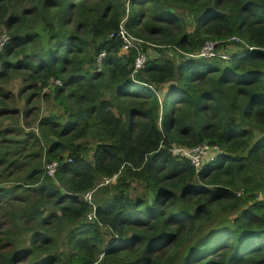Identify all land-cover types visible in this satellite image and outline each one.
I'll list each match as a JSON object with an SVG mask.
<instances>
[{
  "label": "trees",
  "instance_id": "obj_1",
  "mask_svg": "<svg viewBox=\"0 0 264 264\" xmlns=\"http://www.w3.org/2000/svg\"><path fill=\"white\" fill-rule=\"evenodd\" d=\"M3 27L0 82L63 112L25 133L0 85V264H264V0H0Z\"/></svg>",
  "mask_w": 264,
  "mask_h": 264
},
{
  "label": "built area",
  "instance_id": "obj_2",
  "mask_svg": "<svg viewBox=\"0 0 264 264\" xmlns=\"http://www.w3.org/2000/svg\"><path fill=\"white\" fill-rule=\"evenodd\" d=\"M112 37H113V35H112ZM118 37L123 40L122 54L129 55V54L133 53L134 51L137 53V56L135 57L134 64H133V76H135L140 71L144 70L146 65H147L149 58L146 55L147 53H145V51H144V44H147V42H144L143 40L138 39V38L134 37L132 34H130L128 32V30L125 28L124 23H122V26H121L120 31L118 33ZM8 41H10V36L6 32H3L0 35V50L8 43ZM236 41H238V40L236 39ZM219 44L220 43L218 41L206 42V44L203 46V48L201 49V51L199 53L189 54V57H191V58H193V57H197V58H221L224 60L229 59V55L222 53V52H218L219 51L218 50ZM54 83L56 85H62V83L60 81H56ZM150 87L153 88L152 86H150ZM212 149L215 150L216 152H218L219 154L223 153V151L221 150V148L219 146L211 147V146L206 145V144H201V145H198V146L192 147V148H186L183 146H178L173 151H174V153L178 154L179 156L189 159L191 161L192 165L199 170V168L202 165L203 160L209 155V151ZM54 166L55 165L48 167L51 174H53V172H54V168H53ZM108 181H110V180H108ZM88 194H91V197L88 200H92V192H90ZM94 217H95L94 214L89 215L90 220H92Z\"/></svg>",
  "mask_w": 264,
  "mask_h": 264
},
{
  "label": "rangeland",
  "instance_id": "obj_3",
  "mask_svg": "<svg viewBox=\"0 0 264 264\" xmlns=\"http://www.w3.org/2000/svg\"><path fill=\"white\" fill-rule=\"evenodd\" d=\"M132 10L133 11H136L137 10V6L132 7ZM182 18L187 22V20H188L187 19V15H183ZM3 29H5V27H3ZM193 30H194V26L192 25L191 27H188V29L186 30V32L192 33ZM232 47H235V46L232 45ZM168 51H170V50H168ZM236 51H237V48H236ZM152 53H153V51H152ZM168 53L169 52H167L165 54H162L161 53V55H159V57L170 58V56L168 55ZM146 55H147L148 58H150V53L147 52ZM188 58H191V57L188 56ZM179 59L181 60L180 56H178L177 60H179ZM171 60H174V59H171ZM194 60H196V59H188L189 62L190 61L196 62ZM174 61H176V60H174ZM0 85H2V87H3L2 90H5V91H8L9 90V91H12L13 92L12 93L13 98L11 100V105L15 106L20 111L21 115H22V113H25V111L30 110L31 108H34L33 111H30L28 113V121H27V118H25V117H23V120L21 121V124L23 123V128L25 130V133H27L29 130H33L36 133L38 132V130H37L38 121H35L37 118L38 119H41L43 117L52 116L53 114L58 115V114H60V113L63 112V110L61 109L60 105H58L57 102L54 100L55 93H54V90L51 91V89L53 88V86L51 88L45 90V93L47 95V98L43 99L41 97L36 96L35 97L36 98L35 99V102L32 103V99L34 98L33 95H32V98L30 99V101H28V97L35 92L34 90H29L27 92V95L24 94L22 96V98H24V100H22L20 98L17 99V97H16V95L21 90V88H23L25 86L24 85V82L20 78H13V79L9 80L5 84L3 83V81H1L0 82ZM160 94H161L162 99H163L164 96H165L163 89L160 91ZM36 104H37V106H35ZM5 120H7V119H5ZM31 121L33 122L30 125L31 128H27L25 124L27 122L29 123ZM7 124H10L9 120L5 122V125H7ZM23 137H24L23 135H20V138H23ZM30 144H33V139L30 142ZM30 151H32V148L31 147L29 148L28 153ZM89 157H90V159H92V152L91 151L89 153ZM45 162L46 161H44V166H45ZM107 182H110V181H107ZM111 182H113V181H111ZM11 185H12V183H7V184L1 185V186H11ZM143 188H144L143 186H138V191L143 192ZM90 197H91V194H87L86 197H84V199L87 198V200H88V199H90ZM0 219H2V216L1 215H0ZM112 239H113V237H109L108 236V240H112Z\"/></svg>",
  "mask_w": 264,
  "mask_h": 264
},
{
  "label": "clouds",
  "instance_id": "obj_4",
  "mask_svg": "<svg viewBox=\"0 0 264 264\" xmlns=\"http://www.w3.org/2000/svg\"><path fill=\"white\" fill-rule=\"evenodd\" d=\"M3 32H6V33H7V31H6L5 29L2 30L1 34H2ZM1 34H0V35H1ZM7 34H8V33H7ZM8 35H9V34H8ZM8 42H9V41H8ZM7 44H8V43H7ZM7 44H6L1 50H3V49L7 46ZM209 59H214V58H209ZM227 60H228V59H227ZM144 85H145V86H148V87L152 86V85H147V84H144ZM53 165H55V166L53 167V168H54V172H55V171L57 170V168H58V162H52V163H50V164H47V166H46V169H47V171H48L49 174H51V173H50V170L48 169V167H49V166H53ZM192 166H193V165H192ZM54 172H53V173H54ZM115 180H116V179H112V180H110V181H113V182H114ZM94 215H95V214H94ZM94 218H95V217H94Z\"/></svg>",
  "mask_w": 264,
  "mask_h": 264
}]
</instances>
